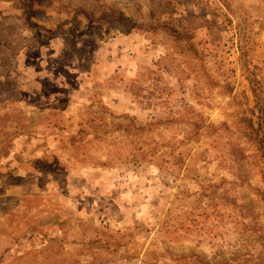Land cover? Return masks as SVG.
Segmentation results:
<instances>
[{
    "label": "rangeland",
    "instance_id": "1",
    "mask_svg": "<svg viewBox=\"0 0 264 264\" xmlns=\"http://www.w3.org/2000/svg\"><path fill=\"white\" fill-rule=\"evenodd\" d=\"M248 77L264 0H0V264H264Z\"/></svg>",
    "mask_w": 264,
    "mask_h": 264
},
{
    "label": "trees",
    "instance_id": "2",
    "mask_svg": "<svg viewBox=\"0 0 264 264\" xmlns=\"http://www.w3.org/2000/svg\"><path fill=\"white\" fill-rule=\"evenodd\" d=\"M184 37V35H179ZM251 90L254 95L255 105L250 108V114L244 115L246 124V134L249 139L255 141L261 153V159L264 163V93L261 83L252 77H248ZM264 182V170L262 172Z\"/></svg>",
    "mask_w": 264,
    "mask_h": 264
}]
</instances>
